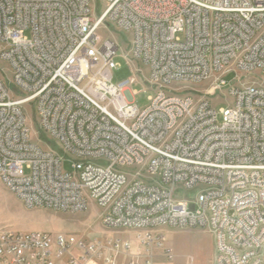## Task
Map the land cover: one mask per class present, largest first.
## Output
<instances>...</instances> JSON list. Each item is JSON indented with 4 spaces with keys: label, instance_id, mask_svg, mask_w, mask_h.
<instances>
[{
    "label": "built area",
    "instance_id": "2783aa9c",
    "mask_svg": "<svg viewBox=\"0 0 264 264\" xmlns=\"http://www.w3.org/2000/svg\"><path fill=\"white\" fill-rule=\"evenodd\" d=\"M99 1L92 19V0H0V183L134 238L1 228L0 264H172L164 227L208 230L214 264H264V0Z\"/></svg>",
    "mask_w": 264,
    "mask_h": 264
},
{
    "label": "rangeland",
    "instance_id": "374dc122",
    "mask_svg": "<svg viewBox=\"0 0 264 264\" xmlns=\"http://www.w3.org/2000/svg\"><path fill=\"white\" fill-rule=\"evenodd\" d=\"M95 7L91 18L98 17L101 13L99 0H92ZM111 33L99 31L100 34L113 36L125 48V36L110 30ZM117 68L113 71L112 82L117 84L125 79L134 78L135 83L131 85V90L136 92L134 105L143 109L148 105V99L154 93L147 90V85L140 82L138 75L133 73V69L120 56L115 58ZM0 68L6 69V64L0 62ZM142 72H145L142 69ZM235 75L230 73L224 77L227 84L234 81ZM174 88L181 94H191L192 96L208 97L210 86L208 83L200 84H179ZM215 110L218 112V122H222L221 109H226V101L218 94V99L212 98ZM26 118L29 125L33 124V114L30 107L26 108ZM64 169L71 171V163L64 162ZM188 196H193L192 191L187 192ZM100 210L94 204H90L86 211L77 214H67L54 212L46 209H27L0 183V229L10 228L18 232H64L77 236L92 239L105 238L106 236L122 237L132 240L134 232L131 230H111L103 227L99 221ZM166 239V244L171 248L172 264H214V242L208 230L201 228L192 229H158Z\"/></svg>",
    "mask_w": 264,
    "mask_h": 264
}]
</instances>
